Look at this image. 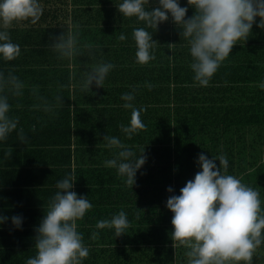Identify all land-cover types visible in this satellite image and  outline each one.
I'll use <instances>...</instances> for the list:
<instances>
[{"label": "trees", "instance_id": "obj_1", "mask_svg": "<svg viewBox=\"0 0 264 264\" xmlns=\"http://www.w3.org/2000/svg\"><path fill=\"white\" fill-rule=\"evenodd\" d=\"M121 2L40 0L41 20L10 30L21 55L7 63L0 58V71L14 68L26 84L19 101L23 108L13 107L12 114L20 117L18 127L24 128L27 143L20 142L15 132L0 141V218H8L0 221V264H26L36 255L35 229L57 191L56 183L73 171L72 191L94 206L78 221V231L90 249L83 264H186L184 250L172 247L174 214L166 204L202 171L201 153L209 159L225 154L228 174L242 177L264 201V89L258 86L264 82V29L258 27L260 18L249 38L233 47L210 86L200 87L194 86L189 49L170 14L156 31L148 29L159 43L156 60L146 66L135 62L131 34L144 25L134 17H123L116 6ZM178 2L188 7L185 19L190 18L195 9L187 0ZM156 6L158 0H149V9ZM72 25H79L81 43L87 40L99 47L91 56L85 51L70 67L49 45ZM121 32L127 37L123 42L118 39ZM169 43L176 44L172 51ZM101 60L116 65L104 88L92 85L90 91L82 92L79 84L85 66ZM73 72L75 79L70 82ZM70 83L76 87L60 88ZM148 83L154 85L151 90L145 86ZM34 85L47 99L59 89L63 106L54 113L30 110ZM133 86H139L133 103L146 108L141 114L146 130L127 139L119 126L129 124L131 111L122 107L121 95ZM106 135L119 137L137 155L144 147L146 162L137 171L132 189L116 169L105 167L115 151L104 146ZM9 151L11 156L6 157ZM215 163L219 167V160ZM121 209L131 223L127 233L115 237L114 229L95 227L97 221L110 219ZM16 215L22 217L20 228L11 221ZM93 232H98L96 239L91 238ZM253 264H264V247Z\"/></svg>", "mask_w": 264, "mask_h": 264}, {"label": "clouds", "instance_id": "obj_2", "mask_svg": "<svg viewBox=\"0 0 264 264\" xmlns=\"http://www.w3.org/2000/svg\"><path fill=\"white\" fill-rule=\"evenodd\" d=\"M187 4L195 9L188 19H185L188 7H181L178 0H158V6L151 9L149 0H122L116 6L123 17H134L137 22H143L144 26L134 28L131 34L138 65L146 66L156 60L155 49L159 43L153 40L152 34L161 23L169 20L170 14L189 49L194 86L209 87L233 47L249 38L257 17L260 18L258 27L264 29V0H187ZM43 13L40 0H0V58L4 62L17 60L21 55V47L12 42L10 30L23 22L36 25ZM81 39L79 25H72L67 33L53 38L49 46L59 60H67L72 67V62L85 51L91 56L94 47H99L87 40L81 43ZM118 39L123 42L127 37L121 32ZM167 45L171 51L176 46L174 43ZM115 67V64L103 60L86 65L80 90L88 92L92 85L104 88L106 78ZM14 73V68L0 71V141H6L15 132L17 139L26 144L25 130L18 127L20 117L12 114L13 107L23 108L19 101L24 96L26 84ZM74 79L75 72L70 74L69 81ZM145 86L149 90L154 87L150 83ZM258 86L264 89V82ZM65 87L74 89L76 85L60 86ZM137 87L133 86L131 92L121 95L125 102L122 107L131 111L129 124L119 126L127 139L146 130L141 118L146 108H137L133 103ZM30 96L35 101L30 110L54 113L63 106L59 89L52 99H47L39 94V86L34 85ZM11 101H16L15 105ZM32 130L35 131L34 125ZM104 141L106 148L115 150L113 158L104 162L105 167L116 169L125 185L132 189L137 171L146 162L144 147L137 155L117 136L106 135ZM5 156H11V152H6ZM215 160H219V167ZM198 163L202 171L181 188L180 195H171L167 199L166 206L174 214L171 220L174 229L170 237L172 247L184 250L186 264H253L258 250L264 247V201L260 192L242 182V177L228 174L229 160L223 153L212 159L201 153ZM75 181L73 171L56 183L57 191L49 198L47 211L35 229L36 255L28 258L26 264H83L89 257L90 249L78 231V221L94 206L86 197H78L72 191ZM167 191L172 193L173 189L169 187ZM7 219L2 217L0 221ZM11 221L20 228L22 217L13 216ZM95 227L114 229L115 237H120L127 233L131 223L128 214L121 209L110 219L97 221ZM97 236L98 232H93L91 238Z\"/></svg>", "mask_w": 264, "mask_h": 264}]
</instances>
